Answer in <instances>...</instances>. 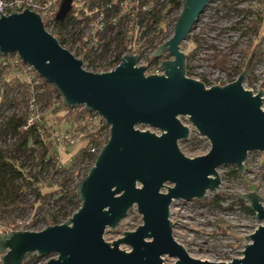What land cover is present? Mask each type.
<instances>
[{"label":"water","instance_id":"water-1","mask_svg":"<svg viewBox=\"0 0 264 264\" xmlns=\"http://www.w3.org/2000/svg\"><path fill=\"white\" fill-rule=\"evenodd\" d=\"M214 1L182 0L173 36L154 55L159 58L168 50L173 59L161 64L163 74L151 75L131 53L111 71H87L83 61L45 29L37 12H0V55L16 53L55 86L66 107L85 106L110 126L108 141L77 187L79 210L64 223L39 232L1 233V264H24L30 253L55 255L46 264H164L165 256L176 258L175 264H264V197L257 192L238 195L263 222L246 236L251 242L238 251L240 258L229 263L193 258L173 233L175 200L204 199L221 186L220 167L235 166L243 174L248 154L264 153V91L254 94L243 85L254 56L227 85L208 87L187 75L182 44ZM71 4L63 1L60 20ZM182 116L210 140L208 154L189 158L181 151L179 142L191 133ZM139 125L161 134L142 131ZM135 206L143 224L118 241H105L108 227L116 228ZM122 244L131 250L121 249Z\"/></svg>","mask_w":264,"mask_h":264},{"label":"rangeland","instance_id":"rangeland-1","mask_svg":"<svg viewBox=\"0 0 264 264\" xmlns=\"http://www.w3.org/2000/svg\"><path fill=\"white\" fill-rule=\"evenodd\" d=\"M218 5L219 1H216L208 6L190 34L189 39L182 44V50L187 54L188 77L200 80L208 87L223 86L236 81L240 74H236L235 67H239L244 71L251 56L255 58L254 51L256 48L259 46L264 51V23L258 37L253 32L244 34L243 31H245L248 22H245V24L239 23L242 16L236 12H218L216 10ZM251 6L254 7L256 14L259 12L264 17V5L259 0L237 1L236 8L248 9ZM11 11L12 13L22 12L17 8ZM176 15L177 13H172L171 19H174ZM174 26L175 22L165 24V30L153 43L152 49L150 47L145 48L148 51H145V56L138 65L146 67V75L156 74L164 61L173 59L168 50H164L158 58V63L151 62L159 46L173 36ZM118 43V39L113 41V45ZM15 59L17 57L14 56L12 60ZM221 61H224L223 65ZM252 65L243 85L245 89L250 91L254 89L258 93L261 89L264 90V60L257 62L253 68ZM86 70L98 73L109 71L105 67H87ZM12 73L14 77L20 75L21 68L19 66L14 67ZM51 89H55V92L38 99L37 112L39 117L43 116L45 118L44 121L48 125H54L56 130L64 131L67 128V124L63 123L61 117L64 113L58 111L63 98L54 86ZM49 99L51 100L49 101ZM180 119L190 128L191 132L189 139L179 142L181 151L189 158L208 154L212 148L210 140L200 134L198 129L190 122L189 117L182 116ZM102 120L106 123L103 118ZM94 128H97V125H92L90 120L88 128L84 132L88 133L93 131ZM137 128L142 131L148 130L161 134L159 129L149 125H139ZM69 135L75 139V143L68 145L67 150L62 152L59 148L57 153L59 164L67 166L72 162L75 152L83 143L81 136L72 135L71 133ZM109 137L110 126L104 131V135L101 137L102 142H107ZM102 147H99L100 152ZM94 157L95 155H93ZM92 163L93 160L90 158L78 165L76 168L78 173L67 182V187L71 189L78 187L82 179L93 168L94 164ZM245 166L247 170L243 173L242 178L233 177L230 174L231 165L220 167L218 173L222 181L221 186L214 192L209 191L204 199L192 201L181 199L173 202L171 220L174 224L175 240L182 244L193 258L227 263L234 258H240L246 246L251 242L246 236L252 235L263 224L256 214L249 209V203L247 201L242 203L238 195L257 192L264 197V153L253 152L250 158L246 160ZM62 179L63 177L58 175L52 182L58 185ZM168 185L173 186L170 183ZM55 188L41 189L48 193L54 191ZM163 191L166 193L167 189ZM217 196L221 198L217 202L218 205L214 202ZM24 203L27 206L26 209L5 218V221L9 223L0 228V234L16 230L39 232L48 227L46 218L54 213L55 209H42L36 195L32 192L26 195ZM17 224L19 227L16 230L13 229ZM142 224L143 216L135 206L116 228L111 229L108 227L104 239L109 243H113L123 238L124 232L135 231ZM120 248L127 251L131 250V247L127 244L120 245ZM52 257H55V255ZM50 258L47 256L38 257L36 253H30L25 261L28 264H46ZM175 263L176 258L165 256L164 264Z\"/></svg>","mask_w":264,"mask_h":264},{"label":"trees","instance_id":"trees-1","mask_svg":"<svg viewBox=\"0 0 264 264\" xmlns=\"http://www.w3.org/2000/svg\"><path fill=\"white\" fill-rule=\"evenodd\" d=\"M216 1H219L216 8L218 12H236L242 16L239 23L248 22L243 31L244 34L253 32L257 37L260 35L264 17L259 12L256 14L253 6L248 9L236 8L237 1L244 0H215L214 2ZM259 1L264 5V0ZM167 8L169 14L177 13L169 22L173 24L181 12L182 0H169ZM164 30L162 27L158 29L154 39L159 38ZM254 55L252 68L257 62L264 60V51L258 46ZM14 56L17 59L12 60ZM151 62L159 61L154 57ZM221 64L223 65L224 61H221ZM16 66L21 68V74L14 77L12 72ZM26 68L27 65L16 53L5 57L0 55V228L9 223L5 221L7 216L27 208L24 200L29 192L36 195L42 209H55L54 213L46 218L48 226L62 224L73 216L81 207V201L77 187L68 188L67 182L78 173L76 169L78 165L90 158L94 164L95 157L93 158L91 153V146H103L106 142H102L101 137L106 128H109L101 120L97 128L85 133L84 130L88 128L94 112L88 111L84 106L68 108L64 102H61L58 111L64 113L61 116L63 123L67 124L64 131H58L54 125H48L43 116L25 129L31 116V101L35 98L38 104L40 97L43 98L55 92V89H51L54 85L37 73L30 80L25 71ZM234 70L238 75L243 72V69L239 67H235ZM70 133L81 136L83 143L75 152L72 162L68 166L61 165L57 159L59 147L56 135ZM245 170H247L246 166ZM230 174L233 177L244 176L235 166L231 167ZM58 175L63 179L56 185L52 180ZM41 188L55 189L47 193ZM219 199L221 198L217 196L214 202L217 204ZM240 201L244 203L243 200L240 199ZM18 227L17 224L13 229L16 230ZM24 264L28 263L25 261Z\"/></svg>","mask_w":264,"mask_h":264},{"label":"built area","instance_id":"built-area-1","mask_svg":"<svg viewBox=\"0 0 264 264\" xmlns=\"http://www.w3.org/2000/svg\"><path fill=\"white\" fill-rule=\"evenodd\" d=\"M63 1L0 0V12L3 15H10L14 8L37 12L45 29L63 48L83 61L84 69L105 67L109 71L121 65V59L129 53L138 55L141 61L145 56L143 53L148 51L145 48L152 49L156 41L154 39L156 31L164 28L171 19L167 8L169 0H72L71 11L64 20H60L59 12ZM116 39L119 43L113 45ZM25 71L30 80L37 73L30 65H27ZM162 73L161 69L156 72ZM251 91L257 94L254 89ZM35 100L34 98L30 103L31 116L25 129L39 119ZM90 120L91 124L96 126L102 117L94 112ZM56 142L62 152L67 150L68 145L74 144L75 139L69 134L56 135ZM99 152L98 146H91L95 160ZM252 153L248 154L247 159Z\"/></svg>","mask_w":264,"mask_h":264},{"label":"bare ground","instance_id":"bare-ground-1","mask_svg":"<svg viewBox=\"0 0 264 264\" xmlns=\"http://www.w3.org/2000/svg\"><path fill=\"white\" fill-rule=\"evenodd\" d=\"M144 54V53H143ZM163 72V71H162Z\"/></svg>","mask_w":264,"mask_h":264}]
</instances>
